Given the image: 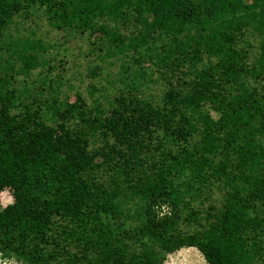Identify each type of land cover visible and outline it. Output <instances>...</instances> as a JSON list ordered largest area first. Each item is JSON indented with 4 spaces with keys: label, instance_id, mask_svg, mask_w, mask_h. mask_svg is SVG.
<instances>
[{
    "label": "trees",
    "instance_id": "16d2710c",
    "mask_svg": "<svg viewBox=\"0 0 264 264\" xmlns=\"http://www.w3.org/2000/svg\"><path fill=\"white\" fill-rule=\"evenodd\" d=\"M5 190L16 264H264V0H0Z\"/></svg>",
    "mask_w": 264,
    "mask_h": 264
},
{
    "label": "rangeland",
    "instance_id": "374dc122",
    "mask_svg": "<svg viewBox=\"0 0 264 264\" xmlns=\"http://www.w3.org/2000/svg\"><path fill=\"white\" fill-rule=\"evenodd\" d=\"M71 51L68 53V64L65 65L68 72V76H74V72L77 71L78 66H84L86 62L83 60L84 55H80L77 51V45L70 46ZM83 54H85L83 52ZM74 99V97H73ZM14 198L10 190H5L0 193V206L2 208L13 203ZM0 264H16L15 258H2L0 256ZM164 264H207L202 253L196 248H183L168 256Z\"/></svg>",
    "mask_w": 264,
    "mask_h": 264
}]
</instances>
